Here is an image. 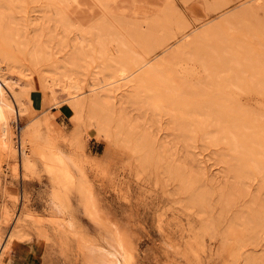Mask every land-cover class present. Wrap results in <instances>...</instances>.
<instances>
[{
	"label": "bare ground",
	"instance_id": "1",
	"mask_svg": "<svg viewBox=\"0 0 264 264\" xmlns=\"http://www.w3.org/2000/svg\"><path fill=\"white\" fill-rule=\"evenodd\" d=\"M220 1L208 3L209 9H224L216 13L218 20L213 15L195 25L178 0H0V156L11 175L21 180L35 174V166L40 167L55 209L52 232L60 233L62 239L75 240L85 250V260L92 264H122L120 259L129 264L131 254L127 250L124 257L121 247L93 249L72 228L71 194L78 196L92 221L101 220L93 214L94 200L78 160L79 153H85V139L76 131L68 138L50 132L51 122L40 116L42 111L37 112L32 104L31 78L23 84L5 78L6 67H10L7 71H15L13 50L36 68L33 73L42 62L46 65L38 69L36 77L48 92L51 104L47 109L63 103L77 124H81V113L86 109L90 125L98 124L105 131L108 122L113 121L119 136L123 128L127 129L124 126L129 118L121 109L124 99L115 105L122 107L113 110L112 92L131 82L129 90H125V101L134 110L138 108L136 112L144 113L146 120L145 131L136 134L133 141V152L144 153L141 164L153 155L164 163V179L174 183L177 196L186 194L185 210L200 220L196 229L191 228L193 241L185 244L189 254L195 256L192 244L201 242L203 235L220 234L222 244L230 247L233 261L249 246L250 251L243 255L244 264H264V201L257 190L252 194L249 190L253 180L258 190L264 189V154L259 152L263 148L264 153V107L241 103L233 94L253 91L264 97V29H258V36L253 34L258 42L256 48L235 38L232 42L236 40L237 47L233 50L225 39V28L233 23L228 31L244 21L246 24L240 27L245 26V32L252 27L249 19L256 18L259 11L264 13V0H240L232 7ZM156 6L160 14L154 19L135 16L139 9L152 12ZM251 29L250 34L256 32L254 26ZM116 49L121 55L116 51L115 56L118 53L120 57L112 60V52L113 67L104 64L87 76L90 64L86 62L92 52L109 62L106 53ZM181 61L199 64V78H186L191 76L189 69H185L186 75L176 73L175 66ZM23 71L16 70L22 79L28 75ZM214 81L223 86L212 89ZM57 92L64 98L59 99ZM25 116L29 120L19 126ZM161 121L163 126L160 123L153 127V122ZM256 130L262 133L257 136ZM116 133L111 134L114 140ZM196 134L207 147H217L211 152L215 164L222 165L225 180L211 172L206 175L202 162L191 155ZM180 148L185 152L179 155L184 151ZM192 163L198 166L194 164L193 168ZM33 235L41 242L50 238L36 219L27 213L22 218L18 215L3 242L0 234V264H5L7 248L23 240L30 242ZM232 235L239 237L230 246ZM258 245L263 247L261 254L252 250Z\"/></svg>",
	"mask_w": 264,
	"mask_h": 264
},
{
	"label": "rangeland",
	"instance_id": "2",
	"mask_svg": "<svg viewBox=\"0 0 264 264\" xmlns=\"http://www.w3.org/2000/svg\"><path fill=\"white\" fill-rule=\"evenodd\" d=\"M178 1L183 9L185 7L184 10L186 11L188 20L195 25H199L202 21H207V17H209V19L213 18V15L217 18V15L224 10V6L232 7L235 6L236 3L238 5L241 2L240 0ZM218 1L227 3L222 7V11H215L212 10V8L209 9V4L213 5V3H217ZM231 4L234 5L231 6ZM158 10V6L152 10V12L155 11L153 13L151 10L149 11L150 13L147 12L148 9H146V11L144 9H139L137 12H140L137 14L140 15L142 12L143 15L141 14L142 16H138L136 14L135 16L140 17L142 20H145V18L146 20H150L151 17L154 19L160 14V10ZM261 13L262 12L259 11L256 18L249 19L250 23L247 21L249 24H252V27L254 26V29L256 30L254 33L250 34L249 31L253 29H251L252 27H249L250 25H248V23L247 26L250 28V30H248L249 28H246L248 34L244 31L245 26L240 27L245 21L238 22L240 26L235 25V28H232V32L227 30L231 25L228 28H225V39L228 40L227 43L230 44V47L233 50H236L237 47V43H235L236 40L232 42L235 38L239 41H244L250 47L252 45L254 48L257 47H255V45L258 42L255 38L259 33H256L258 32V29H264V13H262L263 17L260 16ZM258 18H260V23ZM245 24L246 23L242 24V26ZM231 27H234V23ZM239 28H244L243 31L247 35L239 30ZM253 34L256 36L254 37ZM262 43L264 47V39H262ZM135 50L139 51L137 48H135ZM116 51L121 55V52L117 49L114 51L108 50V53H106V56L109 57V62H106L107 59L106 61L101 60V58L97 57L98 55L96 52H92L90 54V59H87L88 61L86 62L90 64L86 69L87 76L89 73H91L89 74L90 76L94 71H99L104 64L108 63L113 67L114 63L112 60L120 57L118 53L115 56ZM112 52L115 57L111 55ZM13 54L14 55L12 56L13 58L15 57V63L12 66H14L15 71H7L8 68H10L8 66L6 67L4 76L7 80L16 83L18 82L19 84H23L25 79L31 78V92L35 91L39 94L37 98L39 108L35 109H37V112L42 111L40 116H45L46 120L51 122V124H49L50 132L56 133L59 136L65 135V137L68 138L74 135L76 131L81 139H85L86 150L84 155H80L79 153L78 160L84 170V176L86 177L88 186L91 190V197L94 200L93 203L95 208L93 209V214H98L96 216L101 218V220L92 221L88 216V213L83 209L82 204L77 198L78 196L71 194L69 197V208L71 211L69 216H71L73 223L72 228L75 230V233L79 234L84 240L90 243V246L93 249H95V247H101L116 250L117 247L119 249L121 247L124 252V257L127 256V250H129L131 254L129 264L245 263L244 256L250 251L248 250L249 246L245 247L246 251L243 249V252L241 251L242 253L238 255L239 258L237 257L238 259L236 258V260L233 261L232 255L229 254L231 252L230 247L222 244L221 237L218 236L220 234H205L202 236V239L199 238L201 242L192 244L194 249H196L194 257H192L187 251L188 248L185 247V244L189 241H193L191 228L196 229L200 220L196 218V215L194 216V214L190 213L189 210H185L186 194L177 196L173 191L174 183L170 180L166 181L164 179L162 175V171H165L164 163L153 158L155 156L153 155V157L146 160L143 165L141 164V159L144 157V153L133 152V141L136 140V134L145 131L146 120L143 117L145 116L144 113L141 115L140 110H138L139 112H136L138 108L134 110L135 108L132 107L133 105L130 106V103L127 104L125 101V95L130 88V84H132L131 82L118 88L116 92L114 90V93L112 92L113 95L111 94L112 97H114L112 99L114 100L112 102L113 110L118 111L123 105V108L121 109L124 110V115H127L128 117H126L129 118L127 119L128 121L126 120V126H124L125 128L127 127V132L123 128V132L121 131L122 134L120 135L121 138L119 136L120 132L118 133L115 130L116 125L115 123L113 124V121L111 123L108 122L109 126H106L108 129L105 131H101V129L98 128V124H95L97 127L95 125H90L87 121L89 114H87L86 109L81 113V124H77L71 120L70 108L66 107L63 103L57 104V107L52 106L47 109L51 104L49 103L48 92L41 88V83L36 77L38 69L46 68V65L44 66V62H42V65L39 64L37 70L33 73L32 70H35L36 68L33 69L30 63L14 50ZM97 58H99L100 61H96ZM17 66L18 69L22 71L24 70L23 72L26 75L28 73L23 79L22 76L16 72V70H18ZM185 69H189L191 74L190 77L185 76L188 79H197L201 75V68L196 62L187 61V63H185L181 61L175 66L176 73L181 75L187 74ZM107 72L108 70L106 72L103 71L102 73L106 74ZM220 85L215 81L210 84L212 89L220 87ZM233 94L236 95L241 103H248L252 106H262L263 104L264 107V97L262 94L260 95L253 91L243 93L234 91ZM57 95L59 99L64 98L61 92H57ZM120 98H122V100L124 99L122 105L116 107L119 105V102L121 103ZM115 102H117V104ZM130 114L131 117H129ZM138 115L140 117L139 119L137 118ZM135 116L136 118L134 120ZM130 118L132 120H130ZM28 120L29 118L26 116L21 118L19 120V126L23 125ZM132 121H136V123L138 121L139 124L134 123L135 125L133 126ZM160 123L161 125H164L163 121L159 123L153 122L152 125H154L153 127H156ZM139 125L140 127H138ZM257 127V129L260 130V125H257ZM113 132L114 135L116 132L118 133H116L117 140H114V138L112 139L111 134H113ZM130 132L135 133V136H130ZM261 133L262 131H254V134L257 136ZM153 134H155V132ZM124 135L127 136L124 138ZM156 135L159 136L160 133ZM198 135H195V143L194 141L192 143L194 144L192 146L193 150L190 148V152H192L191 155L193 154L192 156L197 161L202 162L201 165H204L206 175H209L211 172L210 174L217 176L219 180H225L224 174L220 171L222 165L215 164L216 162H214L213 159L212 152L213 149L217 147H207V145L200 140ZM127 140L130 141L127 143ZM130 142L132 144H130ZM180 150L184 151H180L179 155L181 152H185V149L183 148H180ZM214 151L216 150L214 149ZM259 152L260 155H263V148L261 151L259 150ZM194 164L195 163H192L193 168ZM197 164H195V167L198 166ZM141 165H143V167H141ZM35 167V174L29 176L26 180H21L19 177L11 175L0 156V232H3V234L2 232L0 234L3 235L2 242L6 238V233L13 227L16 217L20 215L22 218L26 213L41 223V225L46 228L47 233L50 234V238L44 242L39 241V238L36 235H33V239L30 242L23 240L20 243L13 244L5 251V264H92L87 261V259L85 260V250L78 246L75 240L68 241L67 239H62L60 233L52 232L51 226L55 218V209L53 206V200L50 198V188L46 178L40 171V167ZM162 179L164 180L162 181ZM256 183V180H253V182L250 183L249 190L252 189L251 194L257 190L260 195V200L264 201V189H262V191L258 190V185H255ZM256 187L257 189H255ZM237 236L238 235L230 238V241L228 242L230 246L234 244L233 241H235ZM258 246L259 248L254 247L252 250H255V252L257 251L256 254H261L263 247L260 245ZM111 257L115 260L113 255H111ZM120 260L123 264V259Z\"/></svg>",
	"mask_w": 264,
	"mask_h": 264
},
{
	"label": "trees",
	"instance_id": "3",
	"mask_svg": "<svg viewBox=\"0 0 264 264\" xmlns=\"http://www.w3.org/2000/svg\"><path fill=\"white\" fill-rule=\"evenodd\" d=\"M30 96H31V99H33L34 107L35 108H39L38 104H37L38 103V99L37 98L39 96L38 92L32 91Z\"/></svg>",
	"mask_w": 264,
	"mask_h": 264
},
{
	"label": "crops",
	"instance_id": "4",
	"mask_svg": "<svg viewBox=\"0 0 264 264\" xmlns=\"http://www.w3.org/2000/svg\"><path fill=\"white\" fill-rule=\"evenodd\" d=\"M178 4H179V1H178ZM32 101H33V99H32ZM33 104V103H32ZM33 106H34V104H33Z\"/></svg>",
	"mask_w": 264,
	"mask_h": 264
}]
</instances>
